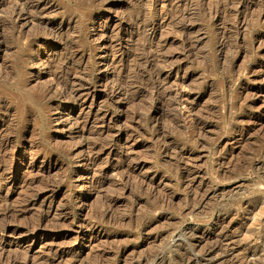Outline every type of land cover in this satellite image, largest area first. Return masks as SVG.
Here are the masks:
<instances>
[{
  "label": "rangeland",
  "instance_id": "374dc122",
  "mask_svg": "<svg viewBox=\"0 0 264 264\" xmlns=\"http://www.w3.org/2000/svg\"><path fill=\"white\" fill-rule=\"evenodd\" d=\"M190 256L264 264V0H0V264Z\"/></svg>",
  "mask_w": 264,
  "mask_h": 264
},
{
  "label": "bare ground",
  "instance_id": "6f19581e",
  "mask_svg": "<svg viewBox=\"0 0 264 264\" xmlns=\"http://www.w3.org/2000/svg\"><path fill=\"white\" fill-rule=\"evenodd\" d=\"M6 211V210H5ZM5 214H3V217L5 218ZM2 217V216H1ZM8 217V216H7ZM225 217V216H224ZM221 218V217H220ZM6 219V218H5ZM182 234V233H181ZM180 234V235H181ZM183 235V234H182ZM213 251H215V248H211V249H209V250H205L203 253H201V256H200V259H202V260H204V259H206L208 256H210L212 253H213ZM156 256V255H155ZM153 257V256H152ZM161 257V256H160ZM184 257V256H183ZM155 258V257H154ZM153 258V259H154ZM176 258V257H175ZM177 258H179V257H177ZM182 258V257H181ZM162 259H164L163 257H162ZM183 259V258H182ZM157 260V259H156ZM179 260V259H178ZM199 260V259H198ZM17 261H18V259H17ZM16 260H13L12 261V263L11 264H17L18 262H17ZM161 261V260H160ZM159 261V262H160ZM171 261V260H170ZM177 261V260H176ZM196 261V259H195V257H188L187 258V260H186V262L187 263H189V264H191V263H193V262H195ZM161 262H163V261H161ZM172 263H174L175 262V260L173 261H171ZM179 262H180V260H179ZM184 262V261H183ZM201 262V261H200ZM161 264V263H160ZM171 264V263H170ZM175 264H176V262H175ZM178 264V263H177ZM182 264V263H181Z\"/></svg>",
  "mask_w": 264,
  "mask_h": 264
}]
</instances>
